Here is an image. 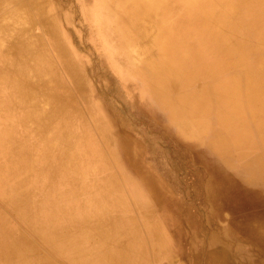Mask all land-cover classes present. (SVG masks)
Returning <instances> with one entry per match:
<instances>
[{
    "label": "bare ground",
    "instance_id": "6f19581e",
    "mask_svg": "<svg viewBox=\"0 0 264 264\" xmlns=\"http://www.w3.org/2000/svg\"><path fill=\"white\" fill-rule=\"evenodd\" d=\"M0 264H264V0H0Z\"/></svg>",
    "mask_w": 264,
    "mask_h": 264
},
{
    "label": "rangeland",
    "instance_id": "374dc122",
    "mask_svg": "<svg viewBox=\"0 0 264 264\" xmlns=\"http://www.w3.org/2000/svg\"><path fill=\"white\" fill-rule=\"evenodd\" d=\"M85 6L88 7L89 4L88 2H84ZM91 7V6H90ZM94 10V9H93ZM95 14V12H93ZM99 14V12H97ZM81 7H79L78 5H76L71 11H70V17H71V22L70 25L63 29L61 28V33L62 36L65 38V45L64 48L68 51L69 49L72 48V46L74 47H78V40H79V44H87L89 46H91L92 44V40L90 39L91 36V32H92V36L93 38L99 42V44L102 45V53L101 56L102 57H106V49H105V45L107 47L108 41H106L105 35L106 32L104 30L105 25H106V21L105 20H98V23L94 24L93 23V28L90 29V23L88 22V20L84 21V25L90 30V33L88 34V31H85L81 28V24H80V16H81ZM103 27V29H102ZM87 29V30H88ZM91 36V37H92ZM112 54V57H114V53L111 51L110 52ZM85 59L87 60V62L89 63V72H88V84L85 78H82L80 80V88L82 89V93L83 95L89 99L90 101H94L97 104V108L99 107V110L96 109L95 112V117L97 118L98 116L102 115V110L99 106V104L97 103V99L102 98L103 103L105 106H108L110 104L113 105L114 108H116L119 112L117 115L113 116L116 117L118 120L120 119H124L125 117H127L126 112H124L122 110V108L119 107L118 102H114V100H112L109 96H107L106 92L108 91V88L110 87L108 83H110L109 80H104V69L102 66L98 67L97 63H96V59L94 57H90V56H85ZM110 72V71H109ZM112 80V79H111ZM102 81L104 82L102 84ZM94 85V86H93ZM95 85L97 88H95ZM93 86V87H92ZM100 86V87H99ZM127 89V87H126ZM101 105V103H100ZM102 107V105H101ZM103 109V108H102ZM107 119L109 120V118H113L112 116H108L107 115ZM133 136L135 138H137V136H135L133 134ZM141 139V138H140ZM120 164L119 167L122 168V166L124 165V158L120 159Z\"/></svg>",
    "mask_w": 264,
    "mask_h": 264
}]
</instances>
